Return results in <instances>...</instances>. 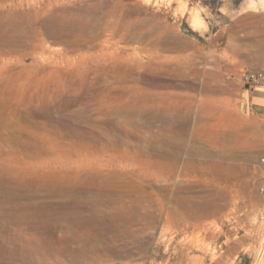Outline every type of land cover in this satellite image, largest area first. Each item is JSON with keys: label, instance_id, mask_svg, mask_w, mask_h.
I'll use <instances>...</instances> for the list:
<instances>
[{"label": "rangeland", "instance_id": "obj_1", "mask_svg": "<svg viewBox=\"0 0 264 264\" xmlns=\"http://www.w3.org/2000/svg\"><path fill=\"white\" fill-rule=\"evenodd\" d=\"M261 52L264 0H0V264H264Z\"/></svg>", "mask_w": 264, "mask_h": 264}, {"label": "bare ground", "instance_id": "obj_2", "mask_svg": "<svg viewBox=\"0 0 264 264\" xmlns=\"http://www.w3.org/2000/svg\"><path fill=\"white\" fill-rule=\"evenodd\" d=\"M64 18V17H63ZM73 19V18H72ZM74 20V19H73ZM73 22V21H72ZM62 23V22H61ZM56 24V22H55ZM46 25V24H45ZM64 25V22H63ZM77 26V25H76ZM43 27V26H42ZM47 27V26H46ZM52 27V26H51ZM56 27V26H55ZM60 27V26H59ZM74 27V26H73ZM42 29V28H41ZM39 29V30H41ZM67 29V28H65ZM69 30V29H68ZM71 30V29H70ZM54 31V30H53ZM56 31V30H55ZM62 31V29H61ZM67 31V30H66ZM42 32V31H41ZM50 33V32H49ZM60 33V32H59ZM71 33V32H70ZM51 34V33H50ZM55 34V33H54ZM64 34V33H63ZM57 35V34H56ZM60 35V34H59ZM65 35V34H64ZM41 42V41H40ZM262 41H258L257 43L255 41H246L244 39H240L239 37H234L230 43H229V48L233 53V57H242V56H246L249 53H254L253 49H257V47H260L258 44H262ZM45 44V43H44ZM42 44V46L44 45ZM41 45V44H40ZM46 45V44H45ZM44 45V46H45ZM15 46V45H14ZM44 46L42 49H44ZM49 48V45H47ZM46 47V46H45ZM45 52V51H44ZM258 54V53H257ZM260 56L264 59V54L261 52L259 53ZM228 55V54H227ZM235 58H231V60L229 61H233ZM227 61V60H226ZM216 200V199H215ZM219 200V199H218ZM217 201V200H216ZM224 202V201H223ZM226 202V201H225ZM204 209L205 212L209 215L215 216V215H220L223 212L222 207H219V205H217L216 203L213 202H206L204 204ZM225 209V208H224ZM202 221V220H201ZM206 221V220H205ZM3 223V222H2ZM206 223V222H205ZM5 224V223H4ZM204 224H202L201 226H203ZM204 230H206L204 228Z\"/></svg>", "mask_w": 264, "mask_h": 264}, {"label": "built area", "instance_id": "obj_3", "mask_svg": "<svg viewBox=\"0 0 264 264\" xmlns=\"http://www.w3.org/2000/svg\"><path fill=\"white\" fill-rule=\"evenodd\" d=\"M242 81L249 88L264 85V70L246 71L242 74ZM262 192L264 193V187Z\"/></svg>", "mask_w": 264, "mask_h": 264}, {"label": "crops", "instance_id": "obj_4", "mask_svg": "<svg viewBox=\"0 0 264 264\" xmlns=\"http://www.w3.org/2000/svg\"><path fill=\"white\" fill-rule=\"evenodd\" d=\"M262 87V88H260ZM252 88H250L251 90ZM252 93V108L259 115L264 117V87L258 86L251 90Z\"/></svg>", "mask_w": 264, "mask_h": 264}]
</instances>
